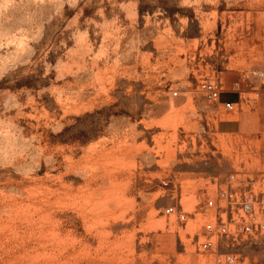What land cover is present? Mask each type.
I'll list each match as a JSON object with an SVG mask.
<instances>
[{"label":"rangeland","instance_id":"obj_1","mask_svg":"<svg viewBox=\"0 0 264 264\" xmlns=\"http://www.w3.org/2000/svg\"><path fill=\"white\" fill-rule=\"evenodd\" d=\"M231 188L264 191V0H0V264H264L201 249Z\"/></svg>","mask_w":264,"mask_h":264},{"label":"built area","instance_id":"obj_2","mask_svg":"<svg viewBox=\"0 0 264 264\" xmlns=\"http://www.w3.org/2000/svg\"><path fill=\"white\" fill-rule=\"evenodd\" d=\"M263 76V74H261ZM202 90L205 93V96L210 101H216L221 94V85L216 81L203 80L200 84ZM173 97L178 96V91L172 93ZM225 107L228 110L234 109V104L231 102L226 103ZM231 179L235 180V176H231ZM170 182H163L164 187H168ZM241 190V189H240ZM255 190L248 191H236V189H228L221 193L220 198H227L231 200V215L232 221L235 225V229L229 230L225 226L227 215L226 208L227 206H221L220 210L222 212V220L220 222L223 227L220 230H216L214 225L208 224L206 226L207 233L210 234L208 238L201 244V249L203 251H208L215 246L216 239L215 237H233L235 239L240 236H253L255 234L264 232V191L261 193L254 192ZM207 207L213 208L216 207V204L213 200L207 201ZM174 208H168L166 210L167 214H172ZM185 216H181V220H184ZM233 225V226H234ZM233 232V233H232ZM215 238V239H214ZM235 258L228 257L224 262H218V264H234Z\"/></svg>","mask_w":264,"mask_h":264},{"label":"bare ground","instance_id":"obj_3","mask_svg":"<svg viewBox=\"0 0 264 264\" xmlns=\"http://www.w3.org/2000/svg\"><path fill=\"white\" fill-rule=\"evenodd\" d=\"M115 156H116V155H115ZM115 156H114V157H115ZM115 163H117V159H116V158H111V157H109V156H105V157H102V158L98 159V160L96 161L95 165H97V166L101 165V166L109 167V166H111V165H113V164H115ZM107 173H108V172H107ZM108 176H110V175L108 174ZM112 176H113V175H112ZM118 191H119V190H118L117 188L114 189V190H106V191H105V194H106V195L116 194ZM115 204L120 205L121 203L118 202V201H116ZM77 258H78V257H77Z\"/></svg>","mask_w":264,"mask_h":264},{"label":"crops","instance_id":"obj_4","mask_svg":"<svg viewBox=\"0 0 264 264\" xmlns=\"http://www.w3.org/2000/svg\"><path fill=\"white\" fill-rule=\"evenodd\" d=\"M222 133H233L234 129L231 124H224V128L221 129Z\"/></svg>","mask_w":264,"mask_h":264}]
</instances>
